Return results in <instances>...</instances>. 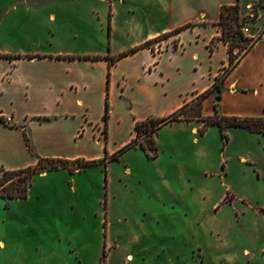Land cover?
Segmentation results:
<instances>
[{
    "label": "rangeland",
    "instance_id": "374dc122",
    "mask_svg": "<svg viewBox=\"0 0 264 264\" xmlns=\"http://www.w3.org/2000/svg\"><path fill=\"white\" fill-rule=\"evenodd\" d=\"M36 4L0 0V23L44 15L42 7L27 12ZM243 8L239 20L257 42L264 37V0H244ZM0 48L16 44L1 39ZM262 72L260 65L232 72L218 113L261 112ZM239 79L231 92L228 84ZM213 101H204V115H214ZM151 129L139 138L146 151L133 146L107 172L102 165L42 172L33 175L26 198H0V264H264V136L231 127L224 143L218 127L204 122ZM26 175L10 178L0 192Z\"/></svg>",
    "mask_w": 264,
    "mask_h": 264
},
{
    "label": "crops",
    "instance_id": "0c3cea01",
    "mask_svg": "<svg viewBox=\"0 0 264 264\" xmlns=\"http://www.w3.org/2000/svg\"><path fill=\"white\" fill-rule=\"evenodd\" d=\"M33 1L38 5L27 12L42 7L44 15L0 23V40L16 44L0 48V117L6 119L0 121V178L39 159L104 160L98 165L107 172L136 137L137 123L169 117L212 88L229 63L228 45L212 44L221 36V9L237 3L241 14L244 9V0ZM259 65L264 87V37L223 90L232 72L246 67L252 73ZM240 83L230 82L229 90L237 93ZM219 115L264 117V102L258 114ZM60 171L67 169L42 177Z\"/></svg>",
    "mask_w": 264,
    "mask_h": 264
},
{
    "label": "trees",
    "instance_id": "16d2710c",
    "mask_svg": "<svg viewBox=\"0 0 264 264\" xmlns=\"http://www.w3.org/2000/svg\"><path fill=\"white\" fill-rule=\"evenodd\" d=\"M240 5L237 3L233 6H223L221 9L220 20L217 25L221 28V36L216 40L212 41V44L217 40H221L228 45L229 51V63L225 68L223 74L216 78L215 83L212 88L202 93L195 99L193 102L185 105L180 110L171 114L169 117L162 119H148L143 122H139L136 125V137L126 145L120 153L113 156V159H116L119 154L122 152L133 148L135 145L141 146L145 151V147L142 143H139V138L141 136V132L144 127L148 125L152 127L151 133L156 134L160 128L163 126L170 124L174 121H199L204 122L206 126L216 125L220 131V134L224 140V143L228 141V135L226 130L231 127L241 128L247 130L251 133H260L264 136V127H261V124H264V117L251 118V117H222L218 114L217 108L219 106V100L222 97L223 92V83L229 73L235 68V66L239 63L241 58L249 51V49L256 43L253 39L244 37L241 31V27L243 22L239 20L240 18ZM192 26V24L186 25L182 28H186ZM180 29L177 30V32ZM252 42L247 51L241 54V50L245 47L249 42ZM151 44V42H146L140 47H147ZM238 47L240 50L235 53V48ZM139 47L131 50L130 52H134ZM212 49V45H211ZM11 57V56H8ZM87 58V57H84ZM96 58H100L97 56ZM214 94V115L209 117H203L202 115V105L206 98ZM107 117V115H106ZM0 121L6 122V119L0 117ZM201 134H204V131H200ZM27 144L29 142V138L25 135ZM29 146V144H28ZM30 147V146H29ZM153 157L157 156V147L154 144L153 147ZM104 160L98 161H85L82 159L69 161L63 159H39L37 164L32 167H28L25 169L14 170V171H3V174L0 178V187L3 186L10 178L18 177L22 174H27L24 179L20 178L19 180L11 183L5 191L0 192V198L4 199H23L26 198L28 194L29 188L32 186V177L35 174H40L42 172H50L58 169H67L70 174H74L77 172H82L87 167L95 166L103 162ZM261 211L264 215V206L261 208Z\"/></svg>",
    "mask_w": 264,
    "mask_h": 264
},
{
    "label": "built area",
    "instance_id": "2783aa9c",
    "mask_svg": "<svg viewBox=\"0 0 264 264\" xmlns=\"http://www.w3.org/2000/svg\"><path fill=\"white\" fill-rule=\"evenodd\" d=\"M241 31H242V34H243L244 37L253 39L252 38L251 31H250V28H249L248 22H246L245 25H242ZM252 42L253 41L249 42L245 47L242 48L241 54H243V53H245L247 51V49L250 47V45L252 44Z\"/></svg>",
    "mask_w": 264,
    "mask_h": 264
}]
</instances>
